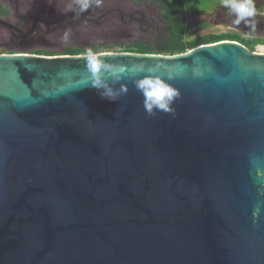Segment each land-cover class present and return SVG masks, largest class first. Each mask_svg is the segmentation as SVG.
Listing matches in <instances>:
<instances>
[{
    "label": "water",
    "instance_id": "1",
    "mask_svg": "<svg viewBox=\"0 0 264 264\" xmlns=\"http://www.w3.org/2000/svg\"><path fill=\"white\" fill-rule=\"evenodd\" d=\"M94 54L114 101L86 54L0 53V264H264V52ZM146 75L171 111L145 110Z\"/></svg>",
    "mask_w": 264,
    "mask_h": 264
},
{
    "label": "flooded vegetation",
    "instance_id": "2",
    "mask_svg": "<svg viewBox=\"0 0 264 264\" xmlns=\"http://www.w3.org/2000/svg\"><path fill=\"white\" fill-rule=\"evenodd\" d=\"M3 1L4 0H0V6L4 5L8 8L9 12L7 14H0V18L8 20L22 30L30 29L34 26V17L38 11L50 10L61 13L62 15H72L52 25H47L48 20H46V22L39 21L37 30L33 32L35 37L21 43L14 41L9 32L0 27V53L28 52L46 55L48 53H65L69 47H86L76 44L93 34H97L101 30H110V28L117 27L120 23H123L126 19V15H128L125 10L126 5H113L110 3L111 0H101L99 7H97L95 3H92L88 10L84 12H81L78 6L75 5V0H6L10 2L11 5ZM120 2H124V0H120ZM125 2H128L127 5L132 4L136 6L149 3L158 13L156 6L151 2L136 3L131 0H126ZM221 8H224L223 12H221ZM214 10H216L217 17L221 18V20L247 31H252L255 28H262L264 26V23H258L256 17L249 18V25H246L243 21L239 25H235L233 23L236 18L235 14L231 13L224 5L220 4H216L210 9L205 10L203 14L206 18L211 17ZM158 15L160 16L159 13ZM136 18H138V16L133 15L129 20ZM160 19L162 21L161 16ZM252 24L255 25L254 29L251 27ZM65 32L68 33L67 39H65ZM66 41L73 42L74 44H65ZM21 46H34V48L30 51L17 49Z\"/></svg>",
    "mask_w": 264,
    "mask_h": 264
},
{
    "label": "trees",
    "instance_id": "3",
    "mask_svg": "<svg viewBox=\"0 0 264 264\" xmlns=\"http://www.w3.org/2000/svg\"><path fill=\"white\" fill-rule=\"evenodd\" d=\"M136 3H153L163 21V36L155 41L135 40L120 44H94L86 47H69L65 53H48L46 55H78L86 54L88 49L93 53L106 51H127L174 55L184 53L202 44H211L223 40L237 41L250 50L255 51L258 45L264 44V37L247 35L237 31L198 32L209 27L208 22L192 24L188 18L196 13L204 12L216 5L218 0H131ZM213 5L209 7V5ZM264 7H261V10ZM8 8L0 6V14H7ZM39 53V52H38Z\"/></svg>",
    "mask_w": 264,
    "mask_h": 264
},
{
    "label": "rangeland",
    "instance_id": "4",
    "mask_svg": "<svg viewBox=\"0 0 264 264\" xmlns=\"http://www.w3.org/2000/svg\"><path fill=\"white\" fill-rule=\"evenodd\" d=\"M120 2V0H111L110 3L113 5L123 6L126 5L125 10L128 15H126V19L123 23H120L115 28H110V30H101L97 34H93L89 36L87 39H83L81 42H77L76 45L79 46H89L94 44H120V43H128L135 40L142 41H155L157 39H161L163 36V22L160 19L157 11L153 6L149 3L132 5L128 4V2ZM4 3L11 5L10 2L4 0ZM216 4L223 5V0L216 1ZM256 7V19L258 23H264V10H261V7H264V0H254ZM149 6V7H148ZM213 6L212 4L209 7ZM215 6V5H214ZM224 8H221V12H223ZM138 16V18L129 20L131 16ZM188 20L192 24H200L203 22H208L209 27L205 30L200 29L198 32H226V31H237L247 35H258L264 37V26L262 28H255L252 31L244 30L241 27H235L232 24L221 20V18L217 17L216 10L213 11L211 17L206 18L203 12L196 13L194 15L189 16ZM7 34V33H5ZM65 44H74L73 42H65ZM34 46H21L17 49L30 51ZM115 51V50H114ZM257 52H264V44L258 45L256 47Z\"/></svg>",
    "mask_w": 264,
    "mask_h": 264
},
{
    "label": "clouds",
    "instance_id": "5",
    "mask_svg": "<svg viewBox=\"0 0 264 264\" xmlns=\"http://www.w3.org/2000/svg\"><path fill=\"white\" fill-rule=\"evenodd\" d=\"M95 3L97 7L100 6L101 0H75V5L78 6L81 12L88 10L90 5ZM224 7L228 8L231 13L235 14L233 23L239 25L242 21L249 25V18L256 15V7L254 0H223ZM251 27H255L254 24ZM68 33L65 32V39ZM86 59L88 68L93 74L92 86L100 91L102 98L115 100L118 93L106 83V78L102 77L101 72L108 68V65L102 64L98 56L92 52L91 49L87 50ZM115 73L113 76L115 77ZM118 78V77H117ZM137 90L144 97V107L149 113H153V109L168 112L171 111V103L174 98L179 95L178 91L174 89L168 82L159 76L146 75L136 81ZM122 91L124 89H121Z\"/></svg>",
    "mask_w": 264,
    "mask_h": 264
}]
</instances>
